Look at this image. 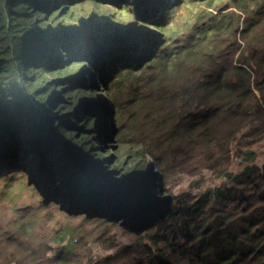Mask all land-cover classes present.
Returning a JSON list of instances; mask_svg holds the SVG:
<instances>
[{"label":"trees","instance_id":"1","mask_svg":"<svg viewBox=\"0 0 264 264\" xmlns=\"http://www.w3.org/2000/svg\"><path fill=\"white\" fill-rule=\"evenodd\" d=\"M115 2L0 0V264H264V190L168 195L200 159L254 179L229 168L239 134L264 138V0Z\"/></svg>","mask_w":264,"mask_h":264},{"label":"rangeland","instance_id":"2","mask_svg":"<svg viewBox=\"0 0 264 264\" xmlns=\"http://www.w3.org/2000/svg\"><path fill=\"white\" fill-rule=\"evenodd\" d=\"M105 6L111 8L112 13H115L114 15L115 17H117L118 12H122V8L125 7V2L124 0H116L115 3H111L109 5L106 4ZM118 17H121L122 21L124 22L131 21L130 19L126 18L125 13H121ZM103 94H100V98H103ZM102 108L104 113L107 115V113L109 112V107L107 106V104L103 103ZM232 151V154L235 156V158L231 160L229 174L232 176L242 174L246 166L253 165V167L255 168V175L254 179L252 180H254V182H252V180H249V182L244 187H237L231 182L233 180L228 179L225 176H221L218 172L219 170L214 173H205V166H200L198 168V162L202 160L200 159L197 161H193L181 170L179 180H176L177 182L175 183V185H173V187H175L173 194L169 193L168 195L175 196L179 200L187 199L188 201H191V198L197 199L209 189L221 188V190L226 195V198L231 199L234 204L238 203L239 205L242 202L239 200L243 194L252 195L254 193L253 190L255 188L260 191L264 190V188H261L263 186L256 181V177L259 172H262L264 170V138H252L247 134V132H243L239 134L236 140L234 141ZM246 151H252L256 153L257 157L255 163L248 161L244 162L245 160L243 161V157L238 156V153H244ZM116 152L117 151H115V154ZM110 153L111 152H108L107 155H109ZM110 157H114V152H112V155H110ZM192 165H194V168L191 167ZM11 175L12 174L8 175L7 178L11 182L15 179V186H19V189L30 188L28 183V176L26 173L16 172L13 174V176ZM22 197V199H26L27 197H29V194L25 192L23 193ZM253 200L257 206L264 207V205H259L257 203V200ZM255 204L250 202L248 204V207H252L253 211L256 207ZM216 207L219 208V211H223L226 207V204H216ZM58 210V206L56 205H52L49 209V211L54 212L56 214ZM58 217L61 216L58 215ZM61 219L66 223H72L73 225L77 226L80 232L83 231V236H86L90 233H96V236H99L103 239H109L117 236L122 240H125L124 233L122 232L121 228H119L117 225H112V228L105 230V223L97 220H89L83 222L82 220L71 219L65 215L62 216ZM231 222L235 223L236 217L233 218Z\"/></svg>","mask_w":264,"mask_h":264}]
</instances>
